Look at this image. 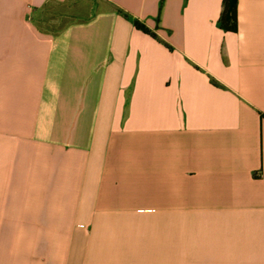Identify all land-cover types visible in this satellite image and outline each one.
Instances as JSON below:
<instances>
[{
    "label": "crops",
    "instance_id": "crops-1",
    "mask_svg": "<svg viewBox=\"0 0 264 264\" xmlns=\"http://www.w3.org/2000/svg\"><path fill=\"white\" fill-rule=\"evenodd\" d=\"M223 11L0 0V264H264V0Z\"/></svg>",
    "mask_w": 264,
    "mask_h": 264
},
{
    "label": "trees",
    "instance_id": "trees-1",
    "mask_svg": "<svg viewBox=\"0 0 264 264\" xmlns=\"http://www.w3.org/2000/svg\"><path fill=\"white\" fill-rule=\"evenodd\" d=\"M126 17L130 18L133 24L145 31H149L148 27L139 19L131 17L126 12L121 11ZM220 25L228 31H236L238 28L237 20V0H224V11L220 18Z\"/></svg>",
    "mask_w": 264,
    "mask_h": 264
},
{
    "label": "rangeland",
    "instance_id": "rangeland-1",
    "mask_svg": "<svg viewBox=\"0 0 264 264\" xmlns=\"http://www.w3.org/2000/svg\"><path fill=\"white\" fill-rule=\"evenodd\" d=\"M59 10L60 9L51 6L43 16L42 24L52 29H55L65 24V22L68 21L69 18L60 16Z\"/></svg>",
    "mask_w": 264,
    "mask_h": 264
}]
</instances>
